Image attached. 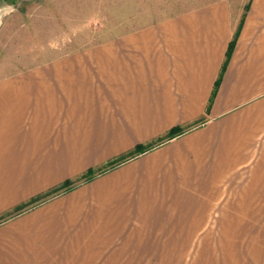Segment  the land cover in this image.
<instances>
[{
	"label": "crops",
	"instance_id": "crops-1",
	"mask_svg": "<svg viewBox=\"0 0 264 264\" xmlns=\"http://www.w3.org/2000/svg\"><path fill=\"white\" fill-rule=\"evenodd\" d=\"M28 59L0 72V264H187L212 230L228 264H264L237 244L238 214L264 206V0Z\"/></svg>",
	"mask_w": 264,
	"mask_h": 264
},
{
	"label": "rangeland",
	"instance_id": "rangeland-1",
	"mask_svg": "<svg viewBox=\"0 0 264 264\" xmlns=\"http://www.w3.org/2000/svg\"><path fill=\"white\" fill-rule=\"evenodd\" d=\"M206 1L208 0H0V72H10L9 68L18 66L15 61L27 55L29 61H35L37 57L53 56L60 51L70 50V44L74 48L98 42ZM231 1L236 7H240V4H246L248 0ZM21 47H27V52L19 51ZM35 51L45 53L36 54ZM242 188L241 181L237 180V192ZM241 211L250 212L238 214V222L251 223L253 228L238 230L237 244L243 243L246 238L248 253L253 251L262 254L264 206L254 205L251 210L247 208ZM212 232L215 233L216 244L195 247V255L193 258V253L189 255L192 259L187 264H222V260H226L223 264H228L227 257L231 247L228 231L221 230L220 237H217L219 231ZM262 257L264 258L263 255Z\"/></svg>",
	"mask_w": 264,
	"mask_h": 264
},
{
	"label": "trees",
	"instance_id": "trees-1",
	"mask_svg": "<svg viewBox=\"0 0 264 264\" xmlns=\"http://www.w3.org/2000/svg\"><path fill=\"white\" fill-rule=\"evenodd\" d=\"M247 8V6H246ZM233 44H234V40H232L229 44V50L232 49L233 47ZM218 82H219V79L216 80L215 82V87H217L218 85ZM182 131L181 128L179 127H173L171 128L166 136L162 139H160L159 142L165 140V139H169V138H172L174 137L175 135H177L178 133H180ZM150 146L149 145H137L134 150L132 151V153H130V155H134V154H137L139 152H143L145 149L149 148ZM124 158H120V159H116L114 161H111L110 163H107L105 166H103L102 168H98L97 169V173L99 172H102L104 169L108 168V167H111L112 165L114 164H117L119 161L123 160ZM104 168V169H103ZM93 176H95V172L93 171H87L86 173L82 174L80 176V179H83V180H88L90 178H92ZM75 184H77L76 181H73V180H65L64 182H62L60 185L54 187L53 189H51L50 191L42 194V195H39L37 197H35L34 199H32L30 202H28L27 204H24V205H21L23 208H29V204H30V207L32 206H35L37 205L38 203H41L43 202L44 200H46L48 197H51V196H54L56 194H59L61 192H64L66 190H69L71 189L72 187L75 186ZM32 203V205H31ZM22 207H20L19 209H22ZM21 211V210H20ZM23 211V210H22ZM18 212V211H17ZM1 220V219H0Z\"/></svg>",
	"mask_w": 264,
	"mask_h": 264
}]
</instances>
